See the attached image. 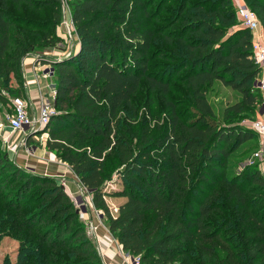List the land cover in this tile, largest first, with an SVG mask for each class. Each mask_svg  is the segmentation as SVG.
<instances>
[{"label": "trees", "instance_id": "16d2710c", "mask_svg": "<svg viewBox=\"0 0 264 264\" xmlns=\"http://www.w3.org/2000/svg\"><path fill=\"white\" fill-rule=\"evenodd\" d=\"M62 2L0 0V113L11 104L3 92L25 96L30 48L16 40L14 28L26 25L10 5L49 8L54 29ZM244 2L264 30V0ZM68 6L74 50L40 59L53 68L56 114L38 134L89 192L112 238L143 264H264V175L256 167L227 174L229 157L256 136L234 119L254 118L262 101L251 34L232 0ZM215 82L241 96L223 123L207 97ZM142 85L164 106L162 125L150 126L147 113L135 123ZM107 197L125 199L116 216ZM6 228L36 236L14 264H104L60 180L20 168L0 143V237Z\"/></svg>", "mask_w": 264, "mask_h": 264}, {"label": "rangeland", "instance_id": "374dc122", "mask_svg": "<svg viewBox=\"0 0 264 264\" xmlns=\"http://www.w3.org/2000/svg\"><path fill=\"white\" fill-rule=\"evenodd\" d=\"M61 9L63 13L62 20H64L65 17L69 18L70 8L68 6V0H63ZM9 13L11 14V17H13L16 21H25L24 24L26 26L18 24L13 31V33L17 36L16 40L19 43L23 42L26 45H28L29 43V53L25 56L24 61L26 59H35L33 63L37 67H40L39 65L42 64V61H40V59H42L43 57L47 59L52 58L54 60L58 57L69 56L71 51L74 50L73 39H70L67 36L66 26L62 24V21L61 24H58L54 29L48 26L51 24V10L49 8L36 10L23 4H16L10 5ZM46 64L47 65L45 69L46 71L48 70L47 75L41 77L40 74L39 76L42 78V85L45 86V95L48 96L49 92H51L54 86V83L52 76L53 69L50 64ZM11 84L14 87L17 86L14 80L11 81ZM3 94L9 99V102L14 98L22 97L21 95L9 96L7 92H3ZM207 97L219 123H223L226 120L225 117L227 115V109L232 105L238 103L241 99V96L238 92L232 90L229 87H224L218 82H215L213 86L208 90ZM134 102V106L136 107V110H138V117L135 121V123H138V126L140 124L139 118L146 113L151 119L150 126L153 127L154 123L156 122H159L160 125L163 124V118L166 115V110L160 100L156 97V95L152 96L147 91L144 85H142V87L138 91ZM11 114V105L9 107L8 105L2 107L0 113V143L8 158L15 161V164H17V166H19L20 168L33 171L34 166L36 167L39 163L45 162L44 159L41 160L40 158L44 156L47 159V162L50 165H53L52 167L65 173L66 168L68 169V166L58 160L54 154L46 151L45 137L42 138V135L40 134L27 137V135L30 134L29 131H27L25 135L10 132L7 127L8 123L6 120V116ZM132 115L134 114L132 113ZM250 116L251 114L247 112L236 116L234 119L235 124L244 126L242 123L245 120H251L253 118H251ZM250 132L254 133L251 130ZM5 137H8V143L4 145L2 139ZM257 146L258 138L256 136L254 137V139L241 145L229 157L227 174L229 175L236 173L238 171H241L245 167H256L260 170L262 167V163L256 161L250 164V157ZM115 180L116 178L114 177L112 181L107 183V185L109 186L107 188H109V190L112 192V189L119 188L117 180ZM70 199L73 203L74 208L78 210L79 219L85 223L88 235L89 237H91L89 218H86L85 214L81 213L80 211V209L85 207L86 205H92L91 196H88V192L77 191L76 194L71 193ZM83 201L85 202L84 204ZM124 201L125 199L122 198H106V203L114 216H116V210L118 206ZM96 212L98 213V211ZM96 212H93V217H95L96 219L95 225L100 226L102 230L107 231L105 219H103L102 217L99 218ZM35 239L36 236L34 233L27 234L26 232H20L12 233L11 235L6 228L4 234L0 237V264H6L7 261L12 264L16 263L17 256L19 255V250L22 249L21 247H23L22 250H28L29 247L31 248L30 245L34 244ZM26 240L28 241V244L25 243ZM118 254L120 256V260H122V263L127 264V262L122 259L120 251H118Z\"/></svg>", "mask_w": 264, "mask_h": 264}, {"label": "built area", "instance_id": "2783aa9c", "mask_svg": "<svg viewBox=\"0 0 264 264\" xmlns=\"http://www.w3.org/2000/svg\"><path fill=\"white\" fill-rule=\"evenodd\" d=\"M236 18L238 26L246 29L251 34V53L255 63L260 68V75L255 80L254 86L261 92L262 101L257 107L256 116L254 119L245 120L242 124L253 131L258 138V147L255 149L250 157V164L260 162L264 165V30L260 24L256 14L249 9L245 2L241 1L235 7ZM62 24L66 26L67 36L71 39L73 27L69 18L65 17ZM70 53V52H69ZM61 56V55H60ZM62 57H58V60ZM44 60V58H42ZM53 60V59H52ZM43 76L47 75L43 67ZM56 90L52 88L48 96H41L37 104L36 112L30 115L28 112V103L23 98H14L11 100L12 114L6 116L7 127L11 133L24 134L29 131L33 135H38L44 127L49 123L52 116L56 114L55 110ZM3 128V127H2ZM42 138H47L46 134H40ZM3 144L8 143V137L2 139ZM61 184L66 189V193L71 197L67 191L66 185L61 181ZM78 192H88L81 185ZM88 196H90L88 192ZM85 202L83 201V204ZM96 212V211H95ZM97 216L98 213L96 212ZM95 229L90 227V236ZM92 237V236H91ZM120 255L127 264H143L139 256H132L129 253H124L122 248L119 250Z\"/></svg>", "mask_w": 264, "mask_h": 264}, {"label": "crops", "instance_id": "0c3cea01", "mask_svg": "<svg viewBox=\"0 0 264 264\" xmlns=\"http://www.w3.org/2000/svg\"><path fill=\"white\" fill-rule=\"evenodd\" d=\"M244 0H232L234 7L240 2ZM44 59H47L43 57ZM47 60H52V58H48ZM35 59H26L23 62V73H24V86H25V96H23L24 100L28 103V112L30 115H34L36 112L37 104L41 96H45V86L42 85V76H43V67H46L45 64L39 65L37 67L33 62ZM41 63V62H40ZM43 63V62H42ZM41 70V71H40ZM41 74V77L39 76ZM53 88H55L53 86ZM39 158V157H38ZM41 160L44 159L45 162L39 163L36 167L34 166L33 171L38 174L44 176H51L54 178L59 179L60 181L64 182L67 188V191L73 194L79 191V181L77 178L71 173L70 170L66 168L65 173L52 167L47 162V159L42 156L40 157ZM261 173L264 175V165H262L260 169ZM82 209H80L81 211ZM95 209L93 205H86L85 211H81V213L85 214L86 218H89V227L95 229L94 233L92 232L91 238H93L96 242V246L99 250V253L102 257L104 264H123L122 260H120V256L118 251L121 249V246L112 238L108 231L102 230L100 226L95 225V217L94 213ZM100 218V216L98 215Z\"/></svg>", "mask_w": 264, "mask_h": 264}, {"label": "water", "instance_id": "95a60500", "mask_svg": "<svg viewBox=\"0 0 264 264\" xmlns=\"http://www.w3.org/2000/svg\"><path fill=\"white\" fill-rule=\"evenodd\" d=\"M53 69V68H52ZM33 134L32 133H30L29 135H27V137H30V136H32ZM82 210L81 211H85V207H83V208H81ZM101 217V216H100Z\"/></svg>", "mask_w": 264, "mask_h": 264}]
</instances>
